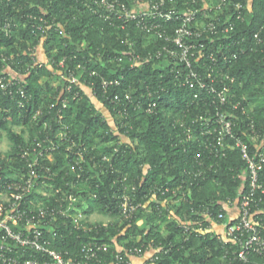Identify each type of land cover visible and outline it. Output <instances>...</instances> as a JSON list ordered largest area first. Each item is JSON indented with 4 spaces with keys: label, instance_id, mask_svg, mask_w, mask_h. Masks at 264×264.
Instances as JSON below:
<instances>
[{
    "label": "trees",
    "instance_id": "obj_1",
    "mask_svg": "<svg viewBox=\"0 0 264 264\" xmlns=\"http://www.w3.org/2000/svg\"><path fill=\"white\" fill-rule=\"evenodd\" d=\"M122 1L133 4V0ZM241 1L245 21H236L227 38L216 36V44L210 45L209 52L218 54L224 38L233 40L227 53L237 55L230 62L235 80L227 82L236 91L237 100L249 107L246 115L236 112L234 129L251 146L249 122L254 121L256 132L264 131V0ZM81 2L0 0V54L6 55L9 64L1 59L0 62L25 74V84L32 95L29 102L19 106L17 98L0 91V138L6 136L11 145L6 153L0 151L5 179L19 180L25 173L26 160L19 156L22 149H28L29 158L34 159L37 143L62 131L67 139L55 138L60 145L58 151L43 157V164L56 172L53 178L46 175L45 181L78 198L72 212L83 211L86 230L73 227L71 219L57 221L60 233H64L54 241L57 248L75 254L82 242L95 239L105 245L100 256L108 261L117 254L126 255L129 248L145 250L153 245L159 258L152 264H262L263 259L257 256L247 262L235 258L234 246L223 244L217 232L198 236L186 232L179 222L195 217L199 204L236 199L249 190L248 166L235 138L224 137L222 145H216L214 136L185 140L187 134L180 120L190 124L199 107L213 101L215 95L204 92L194 103L199 90L183 87L175 78L178 67L188 71L189 67L175 61L169 64L165 55L143 62L131 58L130 51L145 55L161 48L164 40L149 37L133 23L124 28L111 26ZM173 2L179 10L193 5V0ZM230 10H235L233 4L226 7L227 15ZM4 19L12 23L10 27H3ZM61 25L65 27L64 35L56 30ZM44 37L48 57L55 59V63L64 59L63 67L34 66L29 48H37ZM196 42L194 52L208 50V39ZM206 44L207 49L203 47ZM206 59L197 61L193 57V67L203 69ZM70 71L80 78V83L74 85L77 98L74 92L65 91L66 82L59 75L67 76ZM56 77L60 79L58 85L51 81ZM112 78L121 80L122 85L105 90L103 80ZM87 89L109 110L116 123L120 121L115 130ZM148 90L153 92L151 101L156 102L152 113L144 108L130 109L126 116H121L119 105L111 99L115 91L123 98L127 91H135L136 97L146 100ZM79 152L84 160L77 163ZM198 152L203 165L197 161ZM37 170H41V165ZM199 170L205 173L197 177L187 197L179 203L169 201L173 190L177 192L181 177L194 176ZM261 176L264 178V171ZM39 187L49 190L42 182ZM124 194H128L132 205H142L135 209L131 221L122 219V224L104 225L89 220L95 213L122 217ZM32 198L37 199L34 195ZM50 202L53 204L54 199Z\"/></svg>",
    "mask_w": 264,
    "mask_h": 264
},
{
    "label": "built area",
    "instance_id": "obj_2",
    "mask_svg": "<svg viewBox=\"0 0 264 264\" xmlns=\"http://www.w3.org/2000/svg\"><path fill=\"white\" fill-rule=\"evenodd\" d=\"M173 1L133 0L132 5L122 0H82L81 3L84 7L97 13L111 26L124 28L133 23L140 30L146 32L149 37L164 40L165 43L161 48L150 50L145 55L136 50L130 51L131 58L143 62L144 60H156L167 56L169 57L167 58L169 64L175 61L178 62V65L189 67V71L187 68L178 67V71L175 69L177 71L175 78L181 86L199 90L194 96V103L204 92L215 95V101L199 107L198 113L194 115L190 124L186 125L184 119L180 120L179 123L185 128L187 134L185 140L190 142L196 140V137L214 136L216 145H222L224 137L235 138L237 140L236 145L241 150L243 159L248 166L249 190L242 192L240 197L236 199L226 198L218 202L199 204L198 210L195 211V217L179 222L186 232H195L198 236L211 231L217 232L220 234V240L223 244L234 246L233 254L238 260L247 262L252 256H257L263 259L262 264H264V178L261 176V172L264 171V131L256 132L254 121L249 122L251 146L235 132L236 112L246 115L249 112V107L244 105L243 100H237L236 91H233L227 82L228 80L231 82L235 80V77L231 76L230 62L237 55L232 56L227 53V48L230 43H233V40L227 41L226 38L234 30L236 21H245L242 11L243 3L241 0H193L192 6L179 10ZM229 4H233L235 10H230V15H227L226 7ZM218 12H220L219 15L213 16L214 13ZM229 17L231 18L230 21ZM4 21V28L10 27L12 24L7 19ZM46 24L47 27L52 25ZM56 30L61 35L66 34L64 25L56 28ZM8 33L6 32V35ZM216 36L226 37L224 38L225 42L221 39L224 43H221V50L218 54L215 53L216 51L209 52L211 50L210 45L216 44ZM201 39L209 40L207 43L209 45L208 50L194 52L196 40L199 42ZM44 41L45 37L37 48L34 50L29 48L32 51L34 66L52 68L56 64L63 67L64 59L55 63V59L48 57L43 46ZM207 44L203 46L206 49ZM39 49L45 51V60L40 58ZM193 57L197 61L207 57L203 63V69L193 67ZM0 59L9 64L5 54H0ZM135 61L134 64H136ZM8 64L5 65L0 62V91L2 94L17 98L18 105L24 106L32 98L25 84L26 76ZM59 75L66 82L65 91L74 92V85L80 83V78L75 72L70 71L67 76ZM102 84L107 90L109 86L120 87L122 81L118 78L104 79ZM134 94L135 91L133 94L127 91L123 98L118 91L114 92L111 99L115 105H119L121 116H126L130 109L140 110L144 108L147 113H152L155 110L156 102L151 101L153 95L151 90H148L146 100L136 97ZM74 97H78L76 92H74ZM123 100L126 103H123ZM67 105V101H65L64 107ZM53 106L54 104H51L50 107ZM210 108L212 109L211 113L209 112ZM40 113L39 110L37 114ZM62 117V114L59 113V120ZM118 123L120 124V121L115 122V125ZM55 138L63 140L67 139V136L60 131L53 137L48 135L42 138L34 147V159L29 158L28 149H22L23 151L19 153V156L26 160L27 165L25 173L19 180L14 178V181L6 180L4 173H2L3 165L0 161V264L154 263L159 256L153 245L148 246L145 250L141 247L129 248L126 255L117 254L111 261L102 259L100 252L105 245L102 246L95 239L82 242L79 251L75 254L56 247L55 239L64 235V233H60L57 221L71 219L73 227L85 230L86 228L82 222L83 211L72 212L76 207L78 198L74 194L68 193L66 189H55L54 186L45 181L46 175L52 178L56 175V172L49 165L43 164L45 154L56 152L60 147ZM79 155L82 159L79 157L77 163L84 160L81 152ZM200 156L201 152H198L197 161L199 165H203L204 162L199 161ZM40 165L41 170L38 171L37 167ZM203 173L205 171L199 170L194 176L190 175L189 177L188 174L183 178L181 177L178 190L177 192L173 190V197L169 201L176 202L178 200L179 203L185 199L191 190L190 187ZM40 182L49 187L47 192L45 189H40ZM37 193L42 194L46 199L40 198ZM33 195L37 199H33ZM52 199H54L53 204L50 202ZM123 200L121 218L131 221L135 209L142 205H132L128 194L123 195ZM216 205H220L221 208H217ZM230 209L235 211L231 217L228 213ZM226 219L228 220L226 221ZM208 222L209 225H206L205 223ZM216 225L218 227L221 225L222 228L217 229ZM219 230H221L220 233ZM136 256L139 257L140 262H136Z\"/></svg>",
    "mask_w": 264,
    "mask_h": 264
},
{
    "label": "rangeland",
    "instance_id": "obj_3",
    "mask_svg": "<svg viewBox=\"0 0 264 264\" xmlns=\"http://www.w3.org/2000/svg\"><path fill=\"white\" fill-rule=\"evenodd\" d=\"M39 56L41 59H43V54H42V49H39ZM45 59V57H44ZM51 81H53L54 85H58V83L60 82L59 77H56L55 80L51 78ZM88 90V94L90 96V98L92 99L93 103L96 105V107L102 112V114L108 119V121L110 122V125L113 127V129L115 130V119L114 117H112L111 113L109 112V110L96 98L95 95H93V93L91 92L90 89ZM15 129H17V131H20V127H16ZM124 138V137H123ZM122 138V139H123ZM124 140H128L126 138H124ZM10 141L9 139L4 136L2 138H0V151L6 153V151H8L10 149ZM172 204V202H169ZM91 222L93 224H111V223H119L122 224V218L121 217H112L111 215H103V214H99V213H95L91 216ZM221 232V230H219V233Z\"/></svg>",
    "mask_w": 264,
    "mask_h": 264
},
{
    "label": "crops",
    "instance_id": "obj_4",
    "mask_svg": "<svg viewBox=\"0 0 264 264\" xmlns=\"http://www.w3.org/2000/svg\"><path fill=\"white\" fill-rule=\"evenodd\" d=\"M44 50H42V54H43V60H45L44 59V57H45V55H44ZM229 213V216L231 217V216H233L234 215V213H235V211H234V209H230V212H228ZM215 227H217V229H220V228H222V226L221 225H219V227L216 225ZM135 260H136V262L138 261H140L138 258H135Z\"/></svg>",
    "mask_w": 264,
    "mask_h": 264
},
{
    "label": "clouds",
    "instance_id": "obj_5",
    "mask_svg": "<svg viewBox=\"0 0 264 264\" xmlns=\"http://www.w3.org/2000/svg\"><path fill=\"white\" fill-rule=\"evenodd\" d=\"M108 120V119H107ZM89 220H91V217H90V219ZM140 260V259H139ZM140 262V261H139Z\"/></svg>",
    "mask_w": 264,
    "mask_h": 264
}]
</instances>
